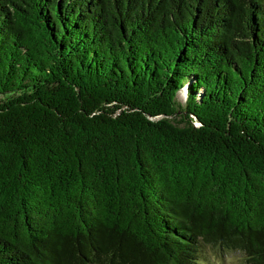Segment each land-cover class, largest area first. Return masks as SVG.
<instances>
[{"label":"trees","instance_id":"trees-1","mask_svg":"<svg viewBox=\"0 0 264 264\" xmlns=\"http://www.w3.org/2000/svg\"><path fill=\"white\" fill-rule=\"evenodd\" d=\"M226 252L264 264V0H0V264Z\"/></svg>","mask_w":264,"mask_h":264},{"label":"rangeland","instance_id":"rangeland-1","mask_svg":"<svg viewBox=\"0 0 264 264\" xmlns=\"http://www.w3.org/2000/svg\"><path fill=\"white\" fill-rule=\"evenodd\" d=\"M180 96H183L180 93ZM203 264H245L243 261V255L240 252H226L222 255L212 258L210 261H206Z\"/></svg>","mask_w":264,"mask_h":264}]
</instances>
